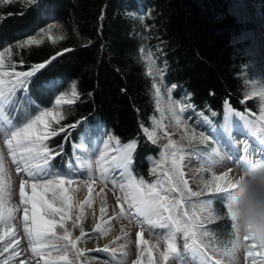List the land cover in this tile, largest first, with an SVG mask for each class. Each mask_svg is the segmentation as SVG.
Listing matches in <instances>:
<instances>
[{"label": "trees", "instance_id": "1", "mask_svg": "<svg viewBox=\"0 0 264 264\" xmlns=\"http://www.w3.org/2000/svg\"><path fill=\"white\" fill-rule=\"evenodd\" d=\"M231 1L38 0L33 4L11 0L0 3V49L5 46L11 49L16 71H27L33 64L62 53L30 78L29 91L23 95L33 105L31 112L35 114L39 108L50 107L53 99L68 91L73 81L80 94L74 104L63 106L66 118L61 124L66 126V131L49 141V146L56 150L64 145L63 152L52 161L55 170L66 172L73 162V147L79 144L81 135L88 128L101 125L120 140V146L136 142L134 163L130 166L133 176L143 178L146 183L162 178V173L150 169V159L159 160L162 149L148 140L143 131L148 128L151 132L152 119L157 116L154 78L148 74L140 51L143 48L165 64L167 83L187 92L190 104L216 124L224 122L227 105L240 112H256L258 109L252 102L256 99L246 97L247 89L238 75L247 60L235 53L237 44H231V36L244 28L227 11ZM259 1L264 23V0ZM129 13L143 16L135 18ZM49 24L56 25L52 28L55 42L44 37L40 44L17 47L25 40L26 30L33 34ZM77 121L81 123L76 128L67 127ZM167 163L171 168V157ZM207 198L212 200L217 218L208 221L205 227L221 241L231 239L232 223L227 218L223 198L212 194ZM177 243L181 247L180 259L187 262L183 238ZM96 255L106 258L101 253Z\"/></svg>", "mask_w": 264, "mask_h": 264}, {"label": "rangeland", "instance_id": "2", "mask_svg": "<svg viewBox=\"0 0 264 264\" xmlns=\"http://www.w3.org/2000/svg\"><path fill=\"white\" fill-rule=\"evenodd\" d=\"M261 7L262 4L259 0H232L227 10L230 15L235 17L236 21L244 25L241 31L231 36V44L232 46L237 44L239 48L235 53L240 56L243 55L247 60V63H244L241 67L243 71L238 72V75L242 77V82L247 89L246 97L255 98L256 100L252 102L256 109H258L256 112L252 111L253 113L250 111L239 112L232 109L234 110L233 113L239 114L235 115L237 122H233L232 124L229 123L226 115L223 123L216 124L210 116L205 115L203 112L196 109H189V105L191 104L188 99V93L182 90L178 85L167 83L165 79V64L160 63L157 60V55L153 52L144 48L140 50L147 63L148 74L154 78L153 87L155 90L157 116L152 119L154 128L151 132L155 133L156 143L162 149L159 160L150 159V169L157 168V165L160 164V167L157 168L155 173L163 174V171L169 168L167 159L162 161V156L164 155V146L171 140L183 155V159L180 161V171L183 173L182 179L184 180L187 169L190 170L192 181L191 184L187 182L188 188L191 191H203L201 197H192L191 201L194 202L200 199H206L205 197L209 194L216 196L220 195L224 200V209L227 216L228 209L223 195L209 193L207 190L203 189V180L206 176L210 177L213 174L222 175L223 172H228L234 168V166L226 164L222 166L220 162L223 158L230 157L228 155L230 148H227L228 142L226 138L229 137V130L233 124L240 122L242 124V121L251 119L252 128L258 130L260 133L264 132V121L261 120V116L264 115V111H261V109L264 108V23L261 19ZM126 12L131 11L127 10ZM140 12L146 13L145 10H141ZM129 14L131 17L133 16L135 18H142L143 16L142 14L137 15L136 13ZM45 29L47 31L44 34H41L40 30L33 34L30 33L31 30H26V32L24 31L26 34L25 39L34 35L40 40L49 35L53 36L52 29H48V26ZM5 48L7 47L5 46L4 49ZM4 49H0V51H4ZM70 90L71 84L69 90L66 92L70 94ZM60 94L61 92L58 95ZM56 97L53 99L50 107L54 106L53 103ZM21 105L22 102L19 107ZM181 107H184L185 111L181 112ZM227 107L228 105L226 108ZM23 108L24 105H22L19 110ZM22 115L23 113L21 112V116ZM177 117H179V122H177ZM240 117H243V119ZM236 130L237 128L234 127V129L230 131V138L232 137L235 139L233 140L234 143H236L237 139L241 141L242 138L240 137L243 136L244 138L245 135L250 132L246 127L245 129L243 128V130L247 132L244 131L245 135H241V133L244 132H236ZM201 131L205 132L208 136L207 142L199 138V133ZM193 132L196 133V138L193 140L187 139L186 137H191ZM109 136L112 135L101 126L90 127L81 135L79 144L73 147V162L69 163L68 167L71 168L72 173H74V183L71 186L65 185V187H70L69 195L72 196V206L65 217L64 224L65 228L71 233L69 240L79 237L81 235V228L84 229L85 236L77 243L76 247L85 255L77 257L75 251L69 247L66 253L67 259L72 261L73 264H134L139 256L142 264H146V252L151 249L153 251V262L155 264V260L158 258L159 253L163 252L165 247L163 239L164 230L158 227L150 229V227L143 222L142 218H140L138 222L134 213L128 210L127 204L114 206V203L111 201L110 207L109 204H107L109 201L107 199H102L103 205H100L98 211L94 208L97 206V204H93L96 193H92V190L96 187V179L92 172L95 150L96 147L100 149L102 147L104 151L103 142L107 140ZM259 138L260 140L264 139L262 137ZM238 143L241 144V142ZM116 147L115 140H110L108 144L110 154L108 157L116 155L114 151ZM120 147L122 148L123 146ZM214 151L218 152L219 156L211 157ZM0 155L3 156L4 180L7 184L4 200L6 207L14 209L10 226L15 234V243L13 245L15 252H13L11 248L8 252H3L7 240L10 239L9 237H5V241H0V264H4L6 260L9 264L28 263L29 259L32 260V264H44V260L49 258L48 254L46 253L43 258L40 256H33L27 237L23 232V205L19 197V184L22 178H26V174L16 171V167L12 163L11 157L8 155L2 133H0ZM210 158L215 161L213 166H209L208 164ZM185 160H194L195 163L186 164ZM255 161H259L258 157H256ZM184 164H186V167ZM89 176L92 177V181H90L91 191H89L87 185L82 184V188L76 185L82 180H87ZM118 179L121 181V178ZM163 179L164 177L162 176L160 180ZM25 191L30 194V189L27 188V186ZM80 205H82V207H79ZM121 206L124 210L123 215H121ZM125 207H127V211L124 209ZM101 208H104L103 213L100 211ZM195 211L197 214L199 210L196 209ZM201 212L203 215L200 222L205 227L209 221L208 210L205 209ZM81 213L82 219L77 221V217L80 216ZM227 218L233 223L230 217ZM57 220H59V217H57ZM74 223L76 224L75 227H73ZM98 224L102 231H96ZM5 227L6 225H0V232H2ZM232 230L233 235L229 240L221 241L214 235L204 239V244L207 246V256L211 257L209 264H253V257H246L247 252L251 250L264 253V245H259L256 241H250L251 239L249 240L250 242L248 241L246 244L244 240L245 235L237 233L233 226ZM63 231L64 230L60 229L57 225L56 232L59 235H63ZM137 232L142 233V240L148 241L147 245L141 244L140 249H138L136 245ZM237 236L239 237L238 241L236 239ZM55 243L62 245L67 242L60 240L55 241ZM153 245L156 246L155 249H152ZM105 247L108 248V252L97 251V249H104ZM113 250H115L114 254ZM141 251L144 252V255H140ZM96 253H101L106 256V258H101L96 255ZM20 254L23 255L22 258H18ZM64 254L65 253L59 251H53L51 257H58ZM186 256L187 262L182 261L180 256H178L171 264H198V260H192L187 253ZM261 260H264V255L255 257L256 264H260ZM162 264H164V262H162Z\"/></svg>", "mask_w": 264, "mask_h": 264}, {"label": "snow or ice", "instance_id": "3", "mask_svg": "<svg viewBox=\"0 0 264 264\" xmlns=\"http://www.w3.org/2000/svg\"><path fill=\"white\" fill-rule=\"evenodd\" d=\"M11 2V0H0V3ZM29 3H37L38 0H27ZM56 25L49 24L48 29L55 28ZM47 30L40 29L41 34ZM49 40H55L52 36L47 37ZM62 39V37H59ZM41 41L37 36H31L17 44L18 48H26L30 45L40 44ZM65 51H71L66 49ZM11 49L5 48L0 51V133L3 134L4 144L7 147L8 155L11 157L12 163L16 167V171L26 174V178H22L19 184V197L23 205V232L27 237L29 247L33 256L43 258L47 253L49 258L44 260V264H73L67 259L66 253L69 247L73 249L77 257L85 255L76 247L81 241L85 232L81 228V235L69 240L71 233L65 228V217L67 216L72 206V196L69 195L70 187L74 183V173L71 168L66 172L55 170L52 161L56 156L63 152V143L59 146V150L49 146L51 138L57 137L60 133L66 131V126L61 124L66 117L63 106L74 104L80 99V94L77 91L76 82L71 84L70 94L61 92L55 99L53 107H43L33 114L31 109L33 105L23 94L28 93L30 78L34 77L40 70L45 69L48 64L55 60L62 53H57L51 60L43 63H36L27 71H16V65L11 62ZM7 56V59H6ZM23 61H21V64ZM49 87L55 86L48 85ZM24 103V108L17 111L20 103ZM245 101L242 100V103ZM226 103H228L226 101ZM196 106L189 105V109H195ZM181 112L185 111L181 107ZM232 113L231 108L228 109ZM264 111V108L261 109ZM21 112L23 115L21 116ZM215 115V113H213ZM232 115H239L232 113ZM16 116L18 119H13ZM243 119V117H240ZM264 121V115L261 116ZM179 122V117H177ZM81 121L68 125V128H76ZM148 140L153 144L156 143L154 132H150L148 128H143ZM189 140L196 138V133L193 132L191 137H186ZM199 138L205 142L208 136L205 132L199 133ZM68 137H65L67 140ZM110 140H115L117 147L114 149L116 155L109 157L107 155L108 144ZM104 151L101 152V160L106 162V166L100 168V174L105 177L110 169H122L126 178L124 182L119 184L123 193V203L128 205L130 212L138 219H143V222L151 228H160L164 230L163 239L165 247L163 252L159 253L155 264H171V262L180 255L181 247L177 241L182 237V249L184 253L189 254L192 260H198V264H209L211 257L207 256L206 245L204 239L212 235L210 229L204 227L200 222V217L196 214V209L209 211V221L216 217L215 211L212 209L211 199H200L191 201L192 197H201L203 191H191L188 188L187 182L182 179L183 173L180 171V161L183 155L176 148L174 142L169 140L164 146V155L162 161L171 157V168H166L163 171V180L157 179L154 183H146L143 178H136L129 171L130 166L134 163L133 153L137 147L135 141L123 144L120 147V140L114 136H109L104 142ZM261 148H264V139L258 142ZM248 151V143H245V152ZM219 156V153L214 151L211 157ZM245 167L251 164L254 157H245ZM209 166H213L215 161L208 160ZM160 164L157 165V168ZM244 167V168H245ZM157 168L151 169L156 172ZM243 168V169H244ZM229 173L224 172L222 175H211L203 180V189L209 193L222 194L226 200L228 209V217H230L232 226L235 227L234 219L231 216V201L232 193L236 187L235 183L227 179ZM92 177L87 180H82L81 183L87 185L91 191ZM116 183V180H113ZM30 189V194L26 193L25 188ZM7 184L4 180V165L3 156L0 155V225H6L4 230L0 232V241H5V237H9L3 252H8L15 243V234L10 226L12 213L14 209L6 207L4 195ZM103 191V189H101ZM175 194V195H174ZM118 201L121 197L117 198ZM88 202V201H85ZM79 207H82L80 205ZM101 213L104 208L100 209ZM124 214L121 206V215ZM59 217V220H57ZM82 219V213L77 217V221ZM57 225L63 229V235L56 232ZM76 224H73L75 227ZM143 226V225H142ZM96 231H102L100 225H97ZM142 233H136V245L140 249L141 244L147 245L148 241L142 240ZM237 241L239 237L237 236ZM253 240L254 238L245 235L244 240ZM66 241L67 243L58 245L55 241ZM257 242V241H256ZM259 245H264L257 242ZM155 245L152 249H155ZM53 251L65 253L58 257H51ZM97 251L108 252V248L97 249ZM113 250V254H114ZM140 255H144L141 251ZM264 255V253L248 251L246 257H253V264H256L255 257ZM146 264H154L153 251L147 250ZM4 264H9L6 260ZM23 264V262H22ZM134 264H142L139 256ZM264 264V260L260 261Z\"/></svg>", "mask_w": 264, "mask_h": 264}, {"label": "bare ground", "instance_id": "4", "mask_svg": "<svg viewBox=\"0 0 264 264\" xmlns=\"http://www.w3.org/2000/svg\"><path fill=\"white\" fill-rule=\"evenodd\" d=\"M53 105H55V101H54ZM229 108H231V107L228 105V107L225 109V115H226V118L229 121V123L232 124L233 122H237L236 121V116L232 115V113L234 112L235 109L232 110L233 108H231L232 113H229V111H228ZM205 115H207V114H205ZM251 125H252V120L251 119H248L246 121H242V124H241V122L233 124L230 127V130H229V137L226 138L227 142H228L227 143V148H230V151L228 150L229 151L228 155L230 157L223 158V160H220V162L222 164L220 162L219 163L222 166H224L225 164L229 165V166H234L233 169L228 171L229 175H228L227 179H229L231 181L233 179H235L239 174H241L243 168L245 167V164H244L245 160L243 158H245L246 156L247 157H254V160L256 159V157H258L259 161L260 160H264V148H261V145L258 143L260 141L259 137L264 138V132L260 133L258 130L253 129ZM234 127L237 128L236 132L237 131L244 132L245 130H243V128L245 129V127L248 128L249 131H250L248 133L245 131L247 133L246 135H245V132L241 133V135L242 134L245 135L244 138H243V136L240 137V138H242L241 141H239L237 139V141L241 142V144L238 143L237 141H236V143H234L233 140H235V139H233L232 137L230 138V131L232 129H234ZM246 142L248 143V151H247V153L245 152V143ZM249 149H251V150H249ZM102 151H103L102 147H101V149L96 147L94 164L92 163L93 164V166H92L93 167V171L92 172H93L94 178L96 179V187H95V189L92 190L93 191L92 193H94V192L96 193V197H94V202L93 201L92 202H93V204H97V206L94 207L95 210H97V211H98L100 205L103 203L102 199H107L109 201L107 204H109L110 207H111V201L114 203L113 204L114 206L124 205V204L126 205V203H123V200H122L123 193L121 192V189L119 187V184L124 182L126 176H125V174H124L122 169H120V170L110 169V171L106 174L105 177L101 176L100 168L102 166H106V162L101 160V155L100 154H101ZM109 154H110V152L108 150L107 151V155H109ZM109 162H110V159H109ZM188 163L189 164L190 163H195V161L194 160L186 161V164H188ZM186 164H184L185 167H186ZM218 167H221V166H218ZM118 178H121V181H119ZM114 179L116 180L115 184L113 183ZM184 180L186 182H188L189 184H191L192 174H191L190 170H188V169L186 171V175H185ZM76 185L78 187L82 188V183L81 182L77 183ZM101 189H103V191H101ZM87 193H86V195H87ZM118 197H121L120 201H118V199H117ZM124 209L126 210L127 207H125ZM112 213H114V212H112ZM128 213H129V211H128ZM202 215H203V213L199 210L197 212V216L200 217V220H201ZM119 216H117V217H119ZM248 241H245L246 244L248 243ZM250 241H253V240H250ZM17 242H19V241H17ZM22 257H23V255H21V254L18 256V258H22ZM25 263H23V264H25ZM26 264H32V260L29 259V262L26 263Z\"/></svg>", "mask_w": 264, "mask_h": 264}, {"label": "clouds", "instance_id": "5", "mask_svg": "<svg viewBox=\"0 0 264 264\" xmlns=\"http://www.w3.org/2000/svg\"><path fill=\"white\" fill-rule=\"evenodd\" d=\"M232 183L231 216L235 231L264 244V160L253 161Z\"/></svg>", "mask_w": 264, "mask_h": 264}]
</instances>
